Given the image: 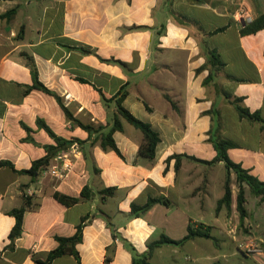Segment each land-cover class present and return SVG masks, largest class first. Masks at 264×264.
<instances>
[{"label": "crops", "instance_id": "1", "mask_svg": "<svg viewBox=\"0 0 264 264\" xmlns=\"http://www.w3.org/2000/svg\"><path fill=\"white\" fill-rule=\"evenodd\" d=\"M243 10L253 22L264 14V0L0 1V161L21 171L47 156L45 147L56 143L39 120L84 150L65 181L43 171L32 178L0 168V264L45 260L58 247L56 237L74 236L88 216L77 246L80 262L64 255L52 264H133L162 236L185 238L190 225L209 229L216 243L197 237L164 244L150 261L264 264L260 198L249 207L246 188L241 227L236 182L231 211L223 206L217 213L226 169L223 162L203 163L216 158L217 136L236 145L228 150L232 162L264 182V127L242 119L229 101L242 99V106L264 119V29L243 33ZM30 64L39 82L96 133L70 122L54 96L27 91L34 84ZM123 91V107L160 136L153 160L139 155L144 136L123 118L122 131L113 135L120 153L101 146L99 137L112 129L115 100ZM177 155L188 157L179 170ZM230 177L236 181L233 172ZM85 187L91 197L76 205L55 198H80ZM110 188L112 194H99ZM158 197L169 205L132 215L133 205ZM25 198L22 235L9 249L16 224L10 212L22 208ZM209 202L211 218L205 216ZM249 245L257 251L247 252Z\"/></svg>", "mask_w": 264, "mask_h": 264}, {"label": "trees", "instance_id": "2", "mask_svg": "<svg viewBox=\"0 0 264 264\" xmlns=\"http://www.w3.org/2000/svg\"><path fill=\"white\" fill-rule=\"evenodd\" d=\"M0 1H14V0H0ZM14 14V11L7 13L4 17H9ZM264 29V14L260 16L258 19L253 21L252 23L248 24L247 27L243 30V33H255L259 30ZM84 53H90L84 49H82ZM212 60L218 61L221 63L219 56L216 52H211ZM32 75L34 84L31 87L27 88V91L30 90H40L44 93L50 94L56 98L62 109L66 114V118L72 122L73 124L81 127L82 129L86 130L89 134L96 133L98 130H94L92 127L84 125L80 120L76 119L73 114L65 107L61 98L57 96L55 93L48 90L43 84H41L38 80V76L36 73L35 68L31 65ZM127 96L126 92H122L120 96L115 100L116 106V115L114 119V125L109 132L102 133L99 137L102 142L101 146L104 150H113L117 153H120L117 145L113 139V135L115 132L122 131L123 126L121 122V118L125 119L128 123L133 125L135 128L139 129L143 136L144 140L140 146L139 155L145 158H149L153 160L156 156V149L158 144L160 143V136L157 132L152 129V126L149 123H145L138 118H136L133 114H131L127 109L123 107V102ZM230 103L235 107L237 112L239 113L242 119H246L250 122L260 123L262 127H264V119L262 118L260 112L252 113L249 109L242 106L243 100L240 98L230 99ZM105 102L108 100L104 99ZM39 128L44 129L50 135V137L55 141V146H48L45 147L47 156L35 161L32 164V167L28 170H21L17 171L14 165L8 161H0V168L9 167L14 172L20 175H29L32 178L37 177L40 172L49 166L50 161L61 151L67 149L73 141H67L63 138L57 137L53 131L43 122L42 120L38 121ZM212 143L214 144L215 150L217 152L216 158L211 162H203L204 164L214 165L219 162H223L225 169H226V180L224 183V195L217 203L216 212L218 213L221 208L224 206L229 212L231 211L232 205V196H233V189L231 185V173L233 172L236 176V182L238 185V192H237V205L236 210L240 217V225L243 226L244 219L247 216V209H246V188L250 191V194L253 197L260 198L261 204L264 205V182L260 181L253 175L249 173L248 170L242 168V166L235 164L230 160L228 157V150L236 147V145L228 140L222 139L217 136L212 137ZM173 158L177 159V169L180 168V160L182 158H188L187 156H174ZM114 188L106 189L101 191L99 194L103 196H107L108 194H112L114 192ZM91 197V191L88 187H85L81 192L80 198L69 197L63 194L56 193L55 198L60 203L66 206H73L80 203L83 200H88ZM25 204L20 209H14L10 212V215L14 216L16 219V224L12 231L9 234L10 246L9 249L14 248V244L16 240L22 235V228H23V218L24 213L29 207L28 200L25 198ZM164 204L169 205V201L165 197H158V198H150L148 203L144 206H132V215L139 216L142 213L149 211L155 204ZM90 217H86L82 220L81 224L77 227V231L74 236L65 238V237H56V241L58 242V247L51 251L48 257L45 260L36 259V264H52L56 259L63 257L64 255H72L76 258L78 262H80V255L77 249V246L82 242L83 239V230L87 225ZM201 237L206 238L214 243H216V239L210 234L209 229L204 230L203 226L200 225L199 228L195 229L193 226L188 227V234L185 238L179 241H174L169 239L166 236H162L159 241H155L149 244V252L148 254L144 255L141 258H134L133 264H153L151 260L152 252L155 248L160 247L164 244H171V245H182L186 241Z\"/></svg>", "mask_w": 264, "mask_h": 264}, {"label": "built area", "instance_id": "3", "mask_svg": "<svg viewBox=\"0 0 264 264\" xmlns=\"http://www.w3.org/2000/svg\"><path fill=\"white\" fill-rule=\"evenodd\" d=\"M240 17L247 24L252 22V18L244 10L240 13ZM83 152L82 144L74 141L67 149L58 153L51 160L49 166L42 171L55 180L65 181L74 172L78 161L83 157ZM246 251L249 253L255 252L257 251V247L255 245H249Z\"/></svg>", "mask_w": 264, "mask_h": 264}, {"label": "rangeland", "instance_id": "4", "mask_svg": "<svg viewBox=\"0 0 264 264\" xmlns=\"http://www.w3.org/2000/svg\"><path fill=\"white\" fill-rule=\"evenodd\" d=\"M123 122L127 123L125 120H123ZM130 127H133V126L130 125ZM133 129H136V128L133 127ZM224 172L225 171L223 170V173ZM231 185H232V189L237 190V186H236V181L235 180L234 181L231 180ZM215 194H217V191L215 192ZM254 203H255V198L253 196H250V198H249V207L252 206ZM260 204H261V202H260ZM211 205H212L211 202H209V206L208 207L210 208ZM213 214H214V209L210 208V210L208 209V211L205 213V216L207 218H211L213 216Z\"/></svg>", "mask_w": 264, "mask_h": 264}]
</instances>
